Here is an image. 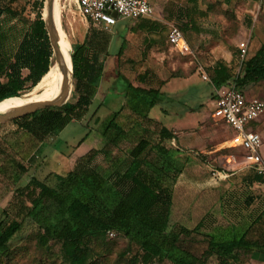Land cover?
Instances as JSON below:
<instances>
[{"label": "rangeland", "instance_id": "1", "mask_svg": "<svg viewBox=\"0 0 264 264\" xmlns=\"http://www.w3.org/2000/svg\"><path fill=\"white\" fill-rule=\"evenodd\" d=\"M33 2L17 0L12 7L21 16L32 20L35 17ZM196 2L198 8L189 11L196 31L188 32L193 30L188 26L183 30L184 17L162 23L163 27L151 35L152 43L144 57L141 55L145 43L143 34L128 31L124 53L113 54L119 45L118 39L112 35L114 27L127 24L128 29L135 20L119 18L115 24L102 29L112 35L109 47L112 55L107 58L90 112L81 122H71L58 134L37 142V147L32 145L34 139L24 133L27 141L24 150H30L24 161L8 149L10 156L23 165L24 172H16L17 169L9 167L0 155V168L7 167L5 176L0 175V220L9 221L17 217L22 221L20 231L10 241V253L0 258V264H64L57 242L51 241L48 246L41 247L36 237L39 225L64 213L63 208L49 202L37 219H25L20 204L29 206V189L26 185L31 175L54 186L55 173L65 174L79 155L91 148L104 146L105 139L99 133L98 126L112 111H118L117 122L126 134L110 154L99 153L95 157L93 164L103 175L124 170L130 160V148L141 138L156 143V130L159 125H164L175 133L174 140H165L163 144L169 150L172 164L180 169L173 188L171 222L192 227L203 220L202 231L212 232L220 238L246 229L251 236L259 234L264 225V185L246 183L252 177L253 167L245 160L246 153L242 148L228 146L233 134L224 122L213 118L214 91L210 81L203 79L199 67L207 73L208 68L220 61L227 65L233 75L241 72L243 62L264 45V0ZM60 7L64 31L58 32L57 41L58 47L64 49L58 55V61L53 56V71L40 87L46 95L40 100L56 96L64 68L69 77L70 61L66 56L71 51V44L81 42L90 27L101 30L80 15L76 0H60ZM41 16L46 17L44 7ZM1 24L5 36L3 49L10 52L16 47L25 25L19 18L6 17L2 18ZM170 24L177 26L187 39L188 35H192V42L188 43L193 55H184L167 42ZM241 41L247 43V55L243 61L238 56V43ZM145 70L150 73L149 79L146 83H140L137 76ZM120 76L135 86H154L168 94L167 100L150 109L148 115L151 121L142 123L141 118L127 107L120 91ZM33 89L19 98L27 97L24 94ZM242 89L248 97L264 101V80L247 84ZM65 97L69 102L76 100L73 78ZM20 104L2 108L0 113ZM254 129L260 133V153L264 159V113ZM16 135L18 132L14 124L10 121L0 123V138L7 144L15 142L18 138ZM83 136L85 139L80 143ZM16 147L19 148L18 145ZM25 152L22 151L20 156L23 157ZM92 248L93 258L89 264H129L128 258L122 257L121 253L125 250L138 251L137 246L130 244L122 235L111 239L95 238ZM204 264H218V261L215 256H210ZM232 264H264V256L256 258L250 252H242Z\"/></svg>", "mask_w": 264, "mask_h": 264}, {"label": "trees", "instance_id": "2", "mask_svg": "<svg viewBox=\"0 0 264 264\" xmlns=\"http://www.w3.org/2000/svg\"><path fill=\"white\" fill-rule=\"evenodd\" d=\"M15 1L0 0V101L20 97L34 89L24 94L27 97L0 102V109L42 99L46 93L40 87L49 78L53 65L52 47L41 18L45 0H34L35 17L32 20L21 16L12 7ZM3 17L19 18L25 25L16 47L10 52H6L2 45L5 37L1 26ZM166 18L172 21V12ZM188 23L190 20L183 24V30ZM56 25L59 33L64 31L61 19L57 20V16ZM162 27L161 22L149 17L136 19L128 29L127 24L124 27L117 24L112 35L118 39L119 45L113 54L124 53L128 44L127 31H156ZM102 29L90 27L81 42L71 44V51L66 56L70 61L69 74L73 78L76 100L9 120L16 126L18 133L28 134L37 142H42L58 134L69 123L81 122L90 112L107 58L112 55L109 50L112 35ZM147 37L144 36L142 57L152 43ZM63 49L61 47L60 51ZM207 75L213 87L228 86L235 82L242 89L247 84L264 80V45L243 62L240 73L233 75L227 65L217 61L208 68ZM149 76V71L145 70L137 79L140 83H146ZM119 79L120 91L127 107L141 118L142 123L151 121L148 115L150 109L167 100L168 94L154 86H135L124 76ZM9 108L3 111L17 107ZM117 116L118 111L110 112L98 126L99 133L105 139L104 146L100 149L91 148L79 155L65 174L55 173L54 186L33 175L29 177L26 185L29 189V206L20 204L23 217L37 219L49 202L57 204L64 212L39 225L36 232L39 246L46 247L51 241L57 242L64 264H89L93 258V240L98 237L111 239L116 235L126 237L130 244L137 246V252L125 250L121 253L122 257L128 258L129 264L154 261L163 264H204L210 256H215L218 264H232L242 252H250L256 258L264 256V225L256 236H251L246 229L220 238L212 232L202 231L203 220L192 227L171 222L173 188L180 169L172 164L169 150L163 144L165 140L175 139V133L168 127L159 125L156 143L146 138L138 140L129 150L130 160L124 170L118 169L107 176L103 175L93 161L99 153L110 154L125 137L126 133L118 124ZM84 139L85 136L79 142ZM0 140V155L8 166L17 169L18 173L24 172L23 165L10 156L8 149L18 154L22 161L28 156L27 153L22 157L14 145L7 144L2 138ZM6 169V166L1 167L0 175L5 176ZM248 179L247 184L264 181L254 170ZM21 227L22 221L17 217L9 221L0 220V258L10 253V241ZM109 231L114 232V235L110 236Z\"/></svg>", "mask_w": 264, "mask_h": 264}, {"label": "built area", "instance_id": "3", "mask_svg": "<svg viewBox=\"0 0 264 264\" xmlns=\"http://www.w3.org/2000/svg\"><path fill=\"white\" fill-rule=\"evenodd\" d=\"M76 3L80 15L97 28L107 29L119 18L136 20L154 16V8L149 0H76ZM167 42L178 52L193 55L183 32L174 24L169 25ZM238 48V56L243 61L247 55V43L240 42ZM199 69L203 79L209 80L207 73L201 67ZM214 90L212 116L231 129L233 135L228 146L242 148L246 153L245 160L253 167L255 173L264 179V159L260 153L261 136L254 129L264 113V101L248 97L235 82L228 86L214 87ZM257 184L264 185V181ZM109 235L113 236L114 232L109 231ZM140 264L163 263L154 261Z\"/></svg>", "mask_w": 264, "mask_h": 264}, {"label": "crops", "instance_id": "4", "mask_svg": "<svg viewBox=\"0 0 264 264\" xmlns=\"http://www.w3.org/2000/svg\"><path fill=\"white\" fill-rule=\"evenodd\" d=\"M196 1L197 0H149V2L153 6L154 12H155V14H154V16L152 18L157 20V21H159V22H161V23H167L168 21H167L166 16L170 12H172V18H176V17H181L182 18V17H184L185 23H186V21L190 20V23H188L187 26L190 27V28L192 27L193 30L188 31V32H195L196 28L193 27L192 16L189 13V11H191L193 8L198 6ZM77 9H78V7H77ZM128 32H130V31H128ZM153 32H155V31H137L135 33H142L143 36L147 35L148 36L147 37L148 40H150V37H152L151 35L153 34ZM131 33H133V32H131ZM188 39L186 38L187 42L188 41L192 42V35H188ZM241 42H244V41H241ZM239 43H238V45H239ZM69 81H70V84H69L70 86H68L67 93L69 92V90H70V88L72 86V76L71 75H69ZM212 88H213V91L215 92L213 85H212ZM213 96H215V93H214ZM213 101H214V99L212 100V105L214 104ZM230 131H231V129H230ZM24 135H25L24 133L19 132L18 135H16L18 137V138L16 137L17 138L16 142L12 143V145H14V147L17 146V145L19 146V148L16 147L17 152H22V151L25 152L26 151V150H24V148H25V146L27 144V141H26V139H24ZM32 145L37 147V141L34 140V142H32ZM36 147H34V148H36ZM29 151L25 152V154L28 153Z\"/></svg>", "mask_w": 264, "mask_h": 264}, {"label": "water", "instance_id": "5", "mask_svg": "<svg viewBox=\"0 0 264 264\" xmlns=\"http://www.w3.org/2000/svg\"><path fill=\"white\" fill-rule=\"evenodd\" d=\"M52 5H53V0H45L44 1V8L46 10V20H44L43 17H41L44 21L45 28L49 37V41L52 47L53 55L55 61H58V55H59V47L57 44V39L54 34V23L52 20ZM114 16H116V13L114 12ZM67 97H62V99L58 102H51V101H40V102H31L28 104H25L23 106H20L16 109L7 111V112H2L0 113V123L12 120L14 118H17L19 116L34 112L36 110L49 107V106H58L62 104L63 102L66 101Z\"/></svg>", "mask_w": 264, "mask_h": 264}, {"label": "bare ground", "instance_id": "6", "mask_svg": "<svg viewBox=\"0 0 264 264\" xmlns=\"http://www.w3.org/2000/svg\"><path fill=\"white\" fill-rule=\"evenodd\" d=\"M55 8H56V14H55ZM60 10H61L60 0H53L51 15H52L53 23H54V28L53 29H54V34L56 36V39H57V35H58V29H57V25H56V16L60 20ZM46 17H47V15H46ZM57 44H58V41H57ZM60 48L61 47H59V54H61ZM70 59H71V57H70ZM52 64H53V62H52ZM71 68H72V63H71ZM52 71H53V65H51V70H50L49 74H51ZM69 84H70V81H69L68 73H67V70L64 68L63 72H62V79H61V82H60V85H59V89H58V93L56 94V96L49 97V98H46V99H43V100L27 101V102H24V103L18 105L17 108L20 107V106H23L25 104L31 103V102H40V101L58 102V101H60L62 99V97H65V95L67 94V90H68ZM18 98L19 97H10V98H6L4 100H7V99H18ZM4 100H2V101L4 102ZM2 101H0V102H2Z\"/></svg>", "mask_w": 264, "mask_h": 264}]
</instances>
